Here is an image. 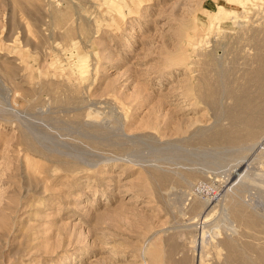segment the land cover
Masks as SVG:
<instances>
[{
	"label": "rangeland",
	"instance_id": "rangeland-1",
	"mask_svg": "<svg viewBox=\"0 0 264 264\" xmlns=\"http://www.w3.org/2000/svg\"><path fill=\"white\" fill-rule=\"evenodd\" d=\"M0 264H264V0H0Z\"/></svg>",
	"mask_w": 264,
	"mask_h": 264
},
{
	"label": "bare ground",
	"instance_id": "bare-ground-1",
	"mask_svg": "<svg viewBox=\"0 0 264 264\" xmlns=\"http://www.w3.org/2000/svg\"><path fill=\"white\" fill-rule=\"evenodd\" d=\"M77 62V61H76Z\"/></svg>",
	"mask_w": 264,
	"mask_h": 264
}]
</instances>
